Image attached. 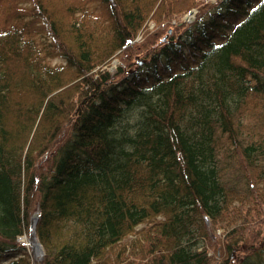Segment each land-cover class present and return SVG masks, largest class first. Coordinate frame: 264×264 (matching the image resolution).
<instances>
[{
  "label": "trees",
  "instance_id": "1",
  "mask_svg": "<svg viewBox=\"0 0 264 264\" xmlns=\"http://www.w3.org/2000/svg\"><path fill=\"white\" fill-rule=\"evenodd\" d=\"M0 264H264V0H0Z\"/></svg>",
  "mask_w": 264,
  "mask_h": 264
},
{
  "label": "rangeland",
  "instance_id": "2",
  "mask_svg": "<svg viewBox=\"0 0 264 264\" xmlns=\"http://www.w3.org/2000/svg\"><path fill=\"white\" fill-rule=\"evenodd\" d=\"M53 2H54V0H53ZM54 5H56V3H54ZM195 11H193L192 13H194ZM192 18L193 17V14H187V15H185L184 16V18L185 19H189V18ZM12 24L13 23H15V21L14 22H11ZM11 24V25H12ZM35 41H36V45L38 44V43H41L42 44V38H40V37H38V36H35V35H32L31 36ZM47 43H48V41H46ZM36 48H39V49H41L42 48V50H44V49H46L47 48V45H39V46H37ZM63 58H61V57H59V56H49V57H47L46 59H45V61H48L49 63H50V65H57V64H60V63H63ZM114 62H116L115 60H114ZM35 214V213H34ZM28 234L29 233H27V234H24V235H22L21 237H19L18 238V240H20V241H23L24 243H26V241H27V238H28ZM36 235V234H35ZM37 240H38V238H37ZM38 242H39V240H38ZM40 243V242H39ZM40 245H41V243H40ZM27 246V245H26ZM28 247V246H27ZM29 249H30V247H28ZM41 248H42V251H43V247H42V245H41ZM30 252H31V249H30ZM43 255V254H42ZM39 257H41V256H34V258H39Z\"/></svg>",
  "mask_w": 264,
  "mask_h": 264
},
{
  "label": "water",
  "instance_id": "3",
  "mask_svg": "<svg viewBox=\"0 0 264 264\" xmlns=\"http://www.w3.org/2000/svg\"><path fill=\"white\" fill-rule=\"evenodd\" d=\"M37 217L38 214L35 213L32 215V218L30 220V228H29V234L26 241V245L30 247L33 256H37V255L42 256L43 251L35 235V225H36Z\"/></svg>",
  "mask_w": 264,
  "mask_h": 264
}]
</instances>
